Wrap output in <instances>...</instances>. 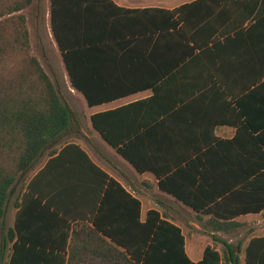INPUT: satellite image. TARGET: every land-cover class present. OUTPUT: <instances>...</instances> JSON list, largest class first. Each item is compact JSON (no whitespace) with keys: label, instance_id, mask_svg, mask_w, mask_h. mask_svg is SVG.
<instances>
[{"label":"crops","instance_id":"1","mask_svg":"<svg viewBox=\"0 0 264 264\" xmlns=\"http://www.w3.org/2000/svg\"><path fill=\"white\" fill-rule=\"evenodd\" d=\"M113 1L125 9L149 11L141 14L143 19L140 14L122 15L113 26L115 39L104 41L90 58L96 60L102 84L133 93L96 106H89L84 96L86 104L71 96L82 102L87 128L67 103L73 112L70 127L17 176L0 219V264H10L14 245L37 246L51 264H69L70 259L72 264H118L123 254L132 259L124 246L132 251L139 246L142 224L152 211L182 230L193 263L203 259L215 235L232 246L233 254L224 253L229 264L232 256L246 264L250 241L264 237V214L241 215L228 229L215 231L211 215H200L160 189L166 175L158 177L148 168L150 159L144 158L145 169L138 171L120 155L94 128L92 116L101 115V126L115 144L131 138L135 147L151 156L157 153L160 161L152 166L160 172L181 168L185 180H195L188 167L199 165V156L208 150L229 147L221 140L236 136L238 102L251 113L257 99L263 114L264 0ZM176 9L184 18L179 28L186 26L188 36L205 44L210 61L197 50L200 58L184 63L179 76L171 71L178 55L173 38L162 33L171 17L160 11ZM42 10L53 37L50 0ZM28 27L31 33L29 19ZM53 45L61 55L54 37ZM218 45L223 49L219 55H228L227 68L213 56ZM213 67L223 71V78ZM217 249L222 252L221 245Z\"/></svg>","mask_w":264,"mask_h":264},{"label":"trees","instance_id":"2","mask_svg":"<svg viewBox=\"0 0 264 264\" xmlns=\"http://www.w3.org/2000/svg\"><path fill=\"white\" fill-rule=\"evenodd\" d=\"M32 3L33 0L17 1L8 6L5 12H0V18L10 15L13 21H18L14 40L25 52L31 47L30 31L28 18L21 13ZM50 3L52 34L72 89L81 93L89 106L133 93V89L117 91L116 87L102 84L99 71L94 69L96 60L90 56L106 44L104 41L108 44V41L115 39L113 34L117 30L113 26L122 15L147 14L149 9L129 10L116 5L113 0H50ZM64 10H67L66 16L63 14ZM160 11L164 16L171 17L164 30L166 32L162 33L172 36L178 53L173 58L177 60L171 70L174 75L179 76L184 63L194 57L200 58L196 55L197 50L210 63L205 44H199L196 35L188 36L186 26L179 28L184 20L182 10ZM176 15L181 17L175 19ZM141 16L143 19V15ZM170 29L172 32H168ZM104 30L105 35H101ZM220 50H223L220 45L215 46L213 56L217 63L222 61L227 68L228 55H219V52H223ZM254 54L257 63H260L259 52L254 50ZM26 58L33 69L29 68L21 73V80L16 84L13 96H0V219L7 195L17 176L28 171L51 142L58 141L73 119L72 110L59 96L53 80L43 69L39 59L28 53ZM212 69L223 78L221 69ZM30 75L35 77L31 79L33 83L39 80L40 90L37 82L32 88L31 85L25 88L28 81L25 80ZM29 89L34 95H26V90ZM248 97L254 99L260 96ZM260 105L255 99L251 113H247L238 102L240 122L236 136L231 140H221L222 144L226 143L229 147L208 150L199 156L202 159H199L201 161L196 167L188 165L191 172H195L192 174L195 180H185L181 168L160 172L152 166V163L160 161L157 153L151 156L147 150L135 147L131 138H123L115 144L109 130L101 126V115H93L92 121L94 128L104 139L117 146L118 153L138 171L145 169L144 158L150 159L151 165L147 167H151L158 177L166 175L159 182L160 189L192 207L200 215H211L209 222L215 231H219L228 229L233 225V220L241 215L264 214V111L260 114ZM183 170L186 172V168ZM141 233L142 242L134 251L130 246H124L132 259L123 254V259H119L118 264H229L224 253L230 251L233 254L232 246L214 235L213 246H207L203 259L193 263L186 254L182 230L155 211L149 212L147 221L142 224ZM219 245L222 252L217 249ZM40 254L42 251L37 246L14 245L10 264H51V261L44 260ZM245 254L246 264H264V237L253 238ZM231 261L238 264L233 256ZM72 262L70 259L69 264ZM109 264L117 263L113 261Z\"/></svg>","mask_w":264,"mask_h":264},{"label":"rangeland","instance_id":"3","mask_svg":"<svg viewBox=\"0 0 264 264\" xmlns=\"http://www.w3.org/2000/svg\"><path fill=\"white\" fill-rule=\"evenodd\" d=\"M17 1L22 0H0V12H5L8 6ZM45 1L49 3V0H33V3L21 13L27 16L31 28V47L28 52L22 50L19 43L14 40L18 21H13L10 15L0 18V96H13L16 93L15 86L21 80V73L29 68L33 69L26 58L28 53L29 56L32 55L39 59L43 69L53 80L59 96L77 113L81 126L87 128V120L83 117L82 102L71 97L80 96L86 104L83 95L72 89L61 55L53 45L50 25L42 20ZM31 79L35 77L30 75L25 80H28L25 88H29L30 85L32 88L35 82L39 84L38 79L34 83ZM40 88L41 84H39V90ZM39 90L37 89L36 92L38 93ZM30 91L31 89L26 90L27 96L34 95Z\"/></svg>","mask_w":264,"mask_h":264}]
</instances>
